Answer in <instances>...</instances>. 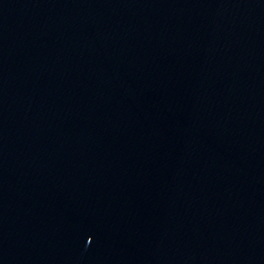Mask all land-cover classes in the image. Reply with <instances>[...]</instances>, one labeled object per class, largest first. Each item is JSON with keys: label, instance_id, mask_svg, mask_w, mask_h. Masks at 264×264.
Listing matches in <instances>:
<instances>
[{"label": "water", "instance_id": "obj_1", "mask_svg": "<svg viewBox=\"0 0 264 264\" xmlns=\"http://www.w3.org/2000/svg\"><path fill=\"white\" fill-rule=\"evenodd\" d=\"M0 264H264V0H0Z\"/></svg>", "mask_w": 264, "mask_h": 264}]
</instances>
